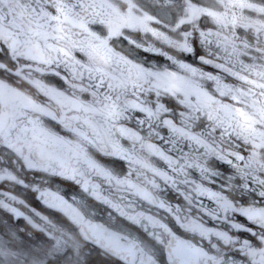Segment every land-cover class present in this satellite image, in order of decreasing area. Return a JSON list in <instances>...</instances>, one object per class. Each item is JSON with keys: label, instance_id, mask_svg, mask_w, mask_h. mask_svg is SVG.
<instances>
[{"label": "snow or ice", "instance_id": "1", "mask_svg": "<svg viewBox=\"0 0 264 264\" xmlns=\"http://www.w3.org/2000/svg\"><path fill=\"white\" fill-rule=\"evenodd\" d=\"M95 248L264 264V0H0V264Z\"/></svg>", "mask_w": 264, "mask_h": 264}, {"label": "flooded vegetation", "instance_id": "2", "mask_svg": "<svg viewBox=\"0 0 264 264\" xmlns=\"http://www.w3.org/2000/svg\"><path fill=\"white\" fill-rule=\"evenodd\" d=\"M61 188H62V194L67 195L68 197H70L72 194L74 193H78V188L77 186L73 185V184H69L67 182H63L61 184ZM31 204L33 207H35L37 210L43 212L44 214H48V209H46L44 207V205H42L41 203H39L36 200H31ZM56 215H61L59 213H57ZM95 221L97 223H101V224H105L107 225L108 223V215L106 212H102L100 214H98L95 218ZM89 247H93V246H89ZM90 259L92 260L93 264H104V262L106 261V257L103 255L102 251L98 248H95V250L92 252ZM94 260L96 261V263H94Z\"/></svg>", "mask_w": 264, "mask_h": 264}, {"label": "trees", "instance_id": "3", "mask_svg": "<svg viewBox=\"0 0 264 264\" xmlns=\"http://www.w3.org/2000/svg\"><path fill=\"white\" fill-rule=\"evenodd\" d=\"M94 263H96V261L94 260Z\"/></svg>", "mask_w": 264, "mask_h": 264}]
</instances>
